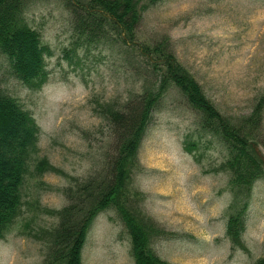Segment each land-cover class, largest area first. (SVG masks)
<instances>
[{
    "label": "rangeland",
    "instance_id": "obj_1",
    "mask_svg": "<svg viewBox=\"0 0 264 264\" xmlns=\"http://www.w3.org/2000/svg\"><path fill=\"white\" fill-rule=\"evenodd\" d=\"M64 1L33 0L24 14L51 53L45 60L48 81L40 90L10 78L0 56V90L32 115L37 158L47 165L41 174L33 169L37 160L29 165L20 213L0 239V264H51L63 208L98 161L109 158L97 104L120 105L139 95L143 82H153L155 89L165 73L150 65L159 63L156 57L128 43L123 32L111 31L110 42L97 48L75 45ZM137 36L148 43L167 36L176 60L222 120L249 116L264 96V0H161L145 12ZM181 90L157 89L163 99L136 154L124 159L128 174L117 181L111 201L140 214L164 264L264 260V175L246 201L242 249L226 233L234 199L220 170L226 149L202 129L200 112L184 98L188 88ZM260 139L264 143V118ZM259 151L264 160V148ZM126 231L113 208L98 214L86 234L81 264H134Z\"/></svg>",
    "mask_w": 264,
    "mask_h": 264
},
{
    "label": "trees",
    "instance_id": "obj_2",
    "mask_svg": "<svg viewBox=\"0 0 264 264\" xmlns=\"http://www.w3.org/2000/svg\"><path fill=\"white\" fill-rule=\"evenodd\" d=\"M32 1L0 0V56L7 63L10 78L31 90H40L48 80L45 60L51 53L42 43L40 33L25 19L24 14ZM160 1L65 0L63 3L72 21L71 30L77 39L75 45L81 41L86 47L97 48L110 42L108 35L111 33L123 32L128 43L141 45L144 55L156 57L159 63L153 64L148 59L150 65L162 66L165 73L161 74L155 89L153 82H143L139 95L120 105L97 104L96 114L104 121L108 132L105 137L108 150L104 153L109 154V158L98 161L94 172L79 185L70 197V204L63 208L49 252L51 264H81L80 254L88 227L97 214L107 208L116 211L127 230L134 264H164L153 248L149 238L151 230L145 227L144 219L139 213L125 211L111 201V197L118 191L117 181L128 174L124 159L136 154L151 114L163 99L164 95L157 89L166 93L170 87L183 91L188 88L183 97L191 108L201 113L203 130L224 144L227 158L220 170L226 173L234 191L228 208L231 218L227 220L226 233L233 244L244 248L240 239L246 224V201L254 182L264 173V160L259 151L264 148L260 139L264 96L256 99L249 116L237 118L234 123L222 120L219 112L199 92L193 75L176 60L167 36L154 43L138 39V28L145 12ZM38 154V127L32 115L15 98L0 90V239L20 213L23 183L31 161L37 160L33 167L36 174H41L47 166L37 158ZM255 264H264V260Z\"/></svg>",
    "mask_w": 264,
    "mask_h": 264
}]
</instances>
